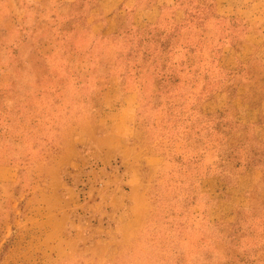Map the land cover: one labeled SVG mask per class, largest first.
Segmentation results:
<instances>
[{"label": "rangeland", "instance_id": "1", "mask_svg": "<svg viewBox=\"0 0 264 264\" xmlns=\"http://www.w3.org/2000/svg\"><path fill=\"white\" fill-rule=\"evenodd\" d=\"M163 1L0 9V264H264V0Z\"/></svg>", "mask_w": 264, "mask_h": 264}, {"label": "crops", "instance_id": "2", "mask_svg": "<svg viewBox=\"0 0 264 264\" xmlns=\"http://www.w3.org/2000/svg\"><path fill=\"white\" fill-rule=\"evenodd\" d=\"M40 3L45 0H36ZM49 1V0H47ZM54 3H78L82 0H50ZM21 0H0V9L3 5H17ZM163 0H94V10L90 18L91 26L88 33L95 36H111L118 32L119 14L122 9H136V26L144 24L156 25L160 22L161 8L164 5ZM245 175H263L262 171L252 169Z\"/></svg>", "mask_w": 264, "mask_h": 264}]
</instances>
